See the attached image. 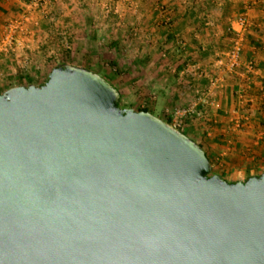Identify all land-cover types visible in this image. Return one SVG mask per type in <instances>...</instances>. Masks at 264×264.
I'll return each mask as SVG.
<instances>
[{
    "label": "water",
    "instance_id": "water-1",
    "mask_svg": "<svg viewBox=\"0 0 264 264\" xmlns=\"http://www.w3.org/2000/svg\"><path fill=\"white\" fill-rule=\"evenodd\" d=\"M85 67L0 94V264H264V171L205 151Z\"/></svg>",
    "mask_w": 264,
    "mask_h": 264
},
{
    "label": "rangeland",
    "instance_id": "rangeland-1",
    "mask_svg": "<svg viewBox=\"0 0 264 264\" xmlns=\"http://www.w3.org/2000/svg\"><path fill=\"white\" fill-rule=\"evenodd\" d=\"M139 1L142 0H46L38 5L27 3L21 12L27 17L23 19V29H11L9 21H0V42L2 39L6 41V50L0 51V81L5 80V84L12 87L18 86L17 79L13 77L21 71L39 84L47 79L51 66L63 60L64 49L73 52L71 59L78 64L76 66L85 68L88 61L84 54L90 51L101 60L98 68L95 66L93 70H99L98 74L119 91L120 107L137 111L149 107L155 115L167 117L166 108L190 106L199 101L200 94L196 90L201 93L207 89L209 83L206 79L209 77L218 80L227 77L231 85L241 76L247 84L255 80L247 78L256 74L246 72L244 66L226 72L221 64L233 34L225 41L227 47L197 49L201 43L207 47V39L203 35L221 31V24L214 23L221 0H169L170 4L150 0L154 3L150 7L138 5ZM192 14H195V20L189 22L187 17ZM167 27L173 37L165 40L160 33ZM182 32L186 34L182 35ZM7 35L10 41L5 38ZM242 58L243 63L249 61L245 55ZM115 60L121 69L119 75L109 70V63ZM195 65L198 70L193 68ZM117 66L113 67L114 72ZM261 78L258 86L252 84V87H258L259 94L255 88L253 91L247 86L246 91H249L244 93L245 88L242 87L243 97L238 96L241 103H236L234 109L237 113L229 111V114L224 113L223 118L220 117H227L228 123H231L222 128V134L229 148L238 149L235 154L238 162L230 165L223 159L230 152L235 153L234 148L226 151L212 140L215 129L208 124L209 120L204 122L205 106L198 107V110L204 109L201 116H192L189 124L193 128L200 125L197 133L202 136V141L213 143L210 148L213 153L211 174L222 175L231 183L244 181L248 175L260 172L255 169L256 163L260 170L264 166V77ZM180 91L182 94L179 96ZM245 98L252 101L246 102ZM218 106H207L210 112L206 118H213V123L219 119L215 112ZM232 123H240L242 134L232 133ZM237 141L242 142L239 147L236 146Z\"/></svg>",
    "mask_w": 264,
    "mask_h": 264
},
{
    "label": "crops",
    "instance_id": "crops-1",
    "mask_svg": "<svg viewBox=\"0 0 264 264\" xmlns=\"http://www.w3.org/2000/svg\"><path fill=\"white\" fill-rule=\"evenodd\" d=\"M30 1L31 0H0V16H1L0 21L5 20V21L11 22V21H15V20L20 19V17L22 16L21 12L24 11V8H25L24 6L27 5V3H30ZM226 1L233 2L236 4H240L241 7H243V12H239L238 10H233L229 14L225 15L224 14V6H225ZM158 2L170 4L169 0H158ZM137 4L138 5L144 4V6L150 7V6H153L154 3H153V1H150V0H142V1H139V3H137ZM165 6H167V5H165ZM218 9H219L218 16L215 17L216 21L214 23L216 25H218L219 23L221 24L220 25L221 31L220 30L213 31L210 35L209 34L203 35L202 37L207 39V42H205L207 47H205V46L203 47L201 45L202 44L201 43L199 45V47H197V49L201 50L200 48H202L204 50H207L210 48L211 49L212 48H214V49L215 48H218V49L224 48L226 45H228V43H225V41H226L227 37L229 36L226 29L231 32V28H238V25L235 22L236 17L240 14L246 13L248 18H249L250 24L246 30V33H245L244 44H243L244 45L243 46V55H245L249 61H253L255 63L256 73L259 74V76H260V77L257 76V74L252 75V76H248L247 78H249V79H250V77L252 79L253 78L255 79L254 81H249L250 82L249 84H247V80L245 78H243L242 76L237 77L236 79H238L239 81L233 83L232 85L229 83V80H227V77L219 78V80L223 81V82L221 81V86H223V88L221 89V92L219 93V96H218V98H219V101H218L219 104L218 105L219 106H218V109L215 110V112L218 113L219 111H222V113H226V114L228 113L229 114V111L230 112L235 111L234 109L236 108V105H237L236 103H238V104L241 103L240 100L238 101V99H239V97H238L239 95H237L238 91H240L242 87L245 88L247 86L250 90L251 89L253 90L255 88L254 90H257V92H258V87L257 88L252 87V84H254V86H258L259 82H260L258 80L262 79L261 76L264 77V73H263L264 72V0H221L219 2V8ZM172 10H174V8ZM174 13H176V11ZM4 14L13 15V16L3 18L2 15H4ZM194 15L195 14H192L191 16L187 17V19L189 18V22H194V20H195ZM176 33L178 34V31ZM160 34H161L162 38H165V40L173 37V35H171L170 37L167 38L166 37L167 34L165 31L161 32ZM181 34L185 35L186 33L182 32ZM219 34H221V35H219ZM231 34H230V36H231ZM229 40H230V38H229ZM207 81L209 83V79L208 80L206 79V82ZM260 88H262V87H260ZM248 91H246V88H245L244 93L245 92L247 93ZM259 93H260V91L258 92V94ZM181 94L182 93L180 91L179 96ZM244 100L246 102H247V100L252 101V99H247V98H245ZM257 101H258V99H257ZM199 106H201V105H198V107ZM212 110H214V109H212ZM234 113H237V112L235 111ZM222 118H223V116H222ZM227 124L230 125L231 123H228V120H227ZM231 129H232L231 130L232 133H233V131H235L236 134H242L241 133L242 130L235 128V123L233 124V127ZM230 137H232V135ZM232 139H233V137H232ZM241 143L242 142L237 141L236 146L239 147L241 145ZM227 145H228V142H226L225 145L222 146V147H224V149L226 151L234 148V147L229 148Z\"/></svg>",
    "mask_w": 264,
    "mask_h": 264
},
{
    "label": "built area",
    "instance_id": "built-area-1",
    "mask_svg": "<svg viewBox=\"0 0 264 264\" xmlns=\"http://www.w3.org/2000/svg\"><path fill=\"white\" fill-rule=\"evenodd\" d=\"M43 2H46V0H31L30 1L32 5H38ZM24 17L27 18L25 15H22L20 19L9 22L8 26L11 29L17 28V27L21 29ZM235 22L238 25V28H231L233 38H232L230 47L224 52V61L221 62V64L224 67L226 72H233L237 68L244 66L246 72L257 74L255 63L253 61H248L247 63L242 62L245 33L250 24L249 18L246 13L240 14L236 17ZM5 38L9 40L10 36L7 35ZM2 50H6L5 39H2L0 42V51ZM193 68H197L196 70L199 69V67H197L196 65L193 66ZM199 76L201 75L199 74ZM221 81L222 80L219 81L218 79H215L214 77H209V86L207 87V89L201 91V93L199 89L196 90V93L200 94L199 101L194 102V104L190 106H176L171 109L166 108L165 114L170 119L169 124L172 125L174 128L179 129L181 131V129L185 127L186 119L192 116H201L202 112L201 110H198V104L201 106H205V107L218 106L219 104L218 96H219V93L221 92V89L223 88V86H221V83H220ZM238 95L239 97H243L242 89L238 91ZM235 128L241 130L240 123H235Z\"/></svg>",
    "mask_w": 264,
    "mask_h": 264
},
{
    "label": "trees",
    "instance_id": "trees-1",
    "mask_svg": "<svg viewBox=\"0 0 264 264\" xmlns=\"http://www.w3.org/2000/svg\"><path fill=\"white\" fill-rule=\"evenodd\" d=\"M233 10H238L239 12H243V7H241L240 4H236V3H233V2L226 1L225 6H224V14L227 15L230 12H232ZM12 16L13 15H8V14L2 15L3 18L12 17ZM1 21H5V20H1ZM226 31H227V33L229 35L231 34V32L228 31L227 29H226ZM165 32L167 34V36H166L167 38L172 35L170 33V30L168 29V27L166 28ZM72 53H73L72 51H70L68 49H64L63 52H62V57H63L62 59L63 60L60 63L53 64L51 66V68H50L49 73L52 71V69L54 67H56L57 65H59L61 63H67V64H71V65H78L77 63H74L72 61V59H71ZM84 55L86 57V60L88 61L87 65H86V68L89 69V70H91V71H95V72L99 73V70H97L95 68L93 70V67H95V66L97 67V64L98 63L100 64V62H101V60L98 58V56L96 54L92 55V53L90 51H88ZM109 65H110V69H109L110 70V73H112L114 75L115 74L116 75L121 74L120 73L121 69H120V67L117 66L116 60L115 61H111L109 63ZM115 66L118 67L117 71H115L116 73L113 70V67H115ZM13 78L17 79L18 85H25V86H27L29 84H32V83H35L36 85H39L40 86V85H43L48 80V77H47V79L45 81L40 82L39 84H37L35 81H33L31 79V77L29 76V74L28 75H25L21 71L16 72V75ZM12 86L13 85L5 84V80L0 81V94L3 93L5 90L11 88ZM120 102H121V95L119 97V103H118L119 106H120ZM206 108L207 109H205V110L202 108L204 110V113L203 114H205V115H203V118H205V120L204 119L203 120H204V122H206L207 120H209L210 123H208V124L211 125V126H213V129H215L214 132H213L214 133V135H213L214 137L212 138V140L215 141V142H218V145L223 146L226 143V139L224 138V135L222 134V128L225 125H227V117H225V119H221L220 117L223 116L222 114H224V113H222V111H219L217 113V115H218L217 117H219V119L216 120V121L214 120L215 123H213V118H210V119L209 118H206L208 116L206 114H208L210 112V110L208 109V107H206ZM138 111H149V112H151V113L154 114L153 109H151L149 107L139 108ZM158 116L161 117L162 119H164L167 123H170V119L168 117H165L163 114L162 115L160 114ZM191 118L192 117H189L188 119L185 120V127L183 129H181V131L183 133H185L186 135H188L190 138H192L194 141H196L198 143V145L205 151L206 156L208 157V159L210 160V162H212L213 161V153L210 150V148L212 147L213 143L211 141H208V140L207 141L206 140H203L202 141V136L200 135L199 132L197 133V131H199L197 128H198V126L200 128V125H198V126L195 125L194 128H193V126H190L189 124H190V122H192V119ZM233 151L235 153L230 152L225 157H223V159L225 160V162L227 164H234L235 162H238V158L235 155V154H237L238 149L237 148H234ZM263 155H264V153H263ZM254 158H256V157H253V159ZM263 163H264V157H263ZM256 164H255V169L259 170L260 172H256L254 174L248 175L245 180H247L251 176L259 175V174H261L264 171V166H263V169L260 170V166H258V165L256 166ZM234 182H236V181H234Z\"/></svg>",
    "mask_w": 264,
    "mask_h": 264
}]
</instances>
